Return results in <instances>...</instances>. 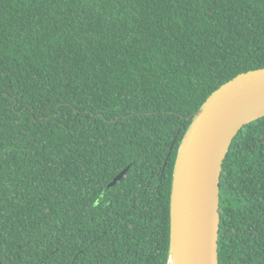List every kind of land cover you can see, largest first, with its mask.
I'll return each instance as SVG.
<instances>
[{"label": "trees", "instance_id": "trees-1", "mask_svg": "<svg viewBox=\"0 0 264 264\" xmlns=\"http://www.w3.org/2000/svg\"><path fill=\"white\" fill-rule=\"evenodd\" d=\"M262 68L264 0H0V264H168L190 118ZM220 196L219 264H264V117Z\"/></svg>", "mask_w": 264, "mask_h": 264}, {"label": "water", "instance_id": "water-1", "mask_svg": "<svg viewBox=\"0 0 264 264\" xmlns=\"http://www.w3.org/2000/svg\"><path fill=\"white\" fill-rule=\"evenodd\" d=\"M263 117L264 68L223 84L190 118L173 173L168 264H219L223 165L239 132Z\"/></svg>", "mask_w": 264, "mask_h": 264}]
</instances>
